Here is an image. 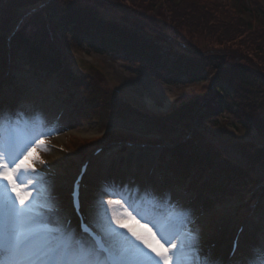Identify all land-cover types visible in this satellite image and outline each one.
<instances>
[{"label":"rangeland","instance_id":"obj_1","mask_svg":"<svg viewBox=\"0 0 264 264\" xmlns=\"http://www.w3.org/2000/svg\"><path fill=\"white\" fill-rule=\"evenodd\" d=\"M92 1L96 2L94 5L99 8L103 19L152 36L163 49L162 55L170 50L188 62H199L201 72L206 73L205 81L190 82L184 77L171 80L163 72L164 68H155L157 71L147 65L143 68L137 60L131 62L122 55L88 49L75 42L70 34L55 32L66 52V64L76 75L84 78L90 92L96 89L99 94L108 95L111 102L94 107V112L83 119L64 104L65 95L53 78L40 86L30 78H18V72L24 66L9 65L10 78L16 81L17 88L8 86L0 91V107L4 106L13 113L3 121L2 131L5 151L19 158H23L25 152L29 153L28 162L39 173L37 176L29 172L21 177L28 185L26 190H32L30 180L37 181V194L40 201L45 202L43 188L49 183L54 185L62 214L69 218L67 192L70 182L79 166L88 161L89 174L84 181L87 189L82 197L89 217L94 202L105 191L117 195H104V201H121L118 206L105 203L109 219L116 215L128 226L133 227L134 224V227L141 228L146 224L151 229L155 223L153 231L157 238L160 231L180 238L193 232L198 234L200 246L205 251L219 229L225 230L221 231L225 238L235 226L244 225L241 248L246 250L257 243L264 237V170L251 165L244 155L264 148V136L236 120L242 116L237 110L232 116L228 115V110L217 117L205 116V112L198 113V110L209 102L210 94L219 87L215 79L225 64L237 62V67L244 65L249 71L264 75V0H200V8L205 12L193 9L192 3L197 0H172L170 4L163 0H104L108 4L98 0H32L31 5L25 6L19 0H11L8 6L6 1L0 0V6L5 3L3 10L8 12V26L17 28L26 23L31 25L32 32L39 34L50 28L56 19L53 15L60 8H90ZM188 9L193 11L192 15ZM218 18L222 24L220 27L209 25V21ZM201 20L204 22L201 24L207 23L208 28L198 26ZM53 49L57 52L59 46L55 43ZM59 54L65 60L61 52ZM224 82V86L236 91L231 95L223 92L227 101L241 105L248 99V91L235 75L227 77ZM75 93L77 96L84 94L83 91ZM204 96L207 99L202 101ZM250 100L254 103L248 116L264 118V89L253 90ZM189 102L201 104L195 112L200 119L192 122V130L197 134L194 139L199 141L198 145L204 149L209 161H223L231 170L245 171L236 184L231 182V185H223L219 189V198L215 201L222 205L213 211L200 210L203 208L199 200L202 195L190 191L192 196H188L189 193L171 190L166 186L165 176L161 175L163 180L160 181L155 171L158 153L154 145L175 144L177 140H183L184 135L173 124L167 125L168 129L161 124L155 128L153 124L156 118L164 123L165 115ZM116 103L124 108L122 112L111 110ZM143 117L149 125L139 123ZM10 130L16 133L15 149L8 147ZM126 135L136 137L140 144L145 145L130 144L123 150L122 146L110 143ZM41 140L42 144L39 143ZM100 148L102 152L93 156ZM233 190L235 193L231 195ZM258 196L259 201L256 199ZM128 213L135 216V220L127 219ZM119 231L126 233V229ZM145 234L155 246L151 235ZM228 245L229 242L225 241L221 244L217 252L219 259ZM196 259L195 246L177 253L178 264H188ZM256 264H264V255L256 257Z\"/></svg>","mask_w":264,"mask_h":264},{"label":"trees","instance_id":"obj_2","mask_svg":"<svg viewBox=\"0 0 264 264\" xmlns=\"http://www.w3.org/2000/svg\"><path fill=\"white\" fill-rule=\"evenodd\" d=\"M4 1L7 2L8 6L11 0ZM19 1L21 5L25 6L26 4L31 5L32 0ZM98 1L106 3L104 0ZM163 1L167 4L172 2V0ZM95 3L92 1L90 8L84 7L80 9L75 6L60 8L53 15L54 18L56 17L54 21L57 24H54L55 22L52 21L50 28L44 33L40 32L39 34L32 32L31 25L26 23L22 25L17 24V28L8 26V12L3 10L5 3L0 6L2 15L0 18V81H2L1 78L6 72L7 65L13 62L14 65L21 64L25 67L20 73L18 72L19 78H30L37 84H45L51 78L55 79L57 87L65 95L63 102L71 107L76 116L84 119L86 116L91 115L96 107L104 105V103L105 105L109 104L111 101L108 95H101L96 89L93 92L94 94L90 92V89L83 81L84 78L76 75L71 67L66 64V61H68L66 59V52L60 46V41L56 39L55 32L70 34L75 42L84 44L88 49L100 50V52L110 53L115 56L122 55L131 62L137 60L139 61L137 62L138 65L143 68L145 65L154 71H157L155 68H164L165 71L163 72L167 73L168 78L171 77L169 79L184 77L190 82L205 81L204 74L206 73L203 74L201 72L202 67L199 62L193 64L189 61L192 63L190 64L187 60L176 56L170 50H168L169 53L166 51V56L162 55L163 49L158 45L157 41L154 42L155 40L152 36L139 33L132 27H126L117 22L103 19L100 16L99 8L94 5ZM201 6L204 7L202 4ZM192 7L193 9L205 12L200 8V0L192 3ZM43 11L45 12V10ZM188 11L190 15L193 14L191 9H188ZM189 12H187L188 15ZM201 16L200 14L199 17ZM201 23H204L203 20L200 21L198 26L208 28L207 23ZM208 23L210 26L220 27L222 25L219 18L211 20ZM55 43L59 46L57 52H54L53 49V44ZM60 52L65 57V60L62 59L59 54ZM203 66H206V63ZM220 69L217 75L218 78L215 79L219 87L214 93L210 94L211 99L200 110L198 108L201 104L197 102L181 104L168 115H165L164 123L161 122L160 118H156L153 124L155 128L161 124V127L164 125L167 129V125L173 124L184 135L183 140H177L173 144L174 147L167 151L169 158L168 167L174 184L178 187H183L185 181L195 175L196 179H200L205 174V179H207L205 186L208 194L205 209L212 207L213 200L219 198L218 192L219 189L223 188V185H231V182H235L236 184L245 171L231 170L226 162H206L204 149L198 145L199 141L194 139V135L196 136L197 134L192 130V122L194 123L197 118L200 119V115L195 112L197 110L198 113L203 111L205 112L203 114L205 116L217 117L219 113L228 110H230L228 111V115L232 116L233 112L237 110L242 116L236 117V120L242 121V124L248 125L247 128L253 129L256 133L264 136V118L256 116L251 118L248 116L249 108L254 103L250 100V94L255 89H264V75L251 72L244 65L237 67V62L227 63L225 66L220 67ZM232 75H235L241 81L240 85L248 91L246 94L248 99L242 101L241 105L236 101H227L223 96V92H227L229 95L232 93L236 94L235 90L224 86V84L226 85L224 80H227V77H231ZM1 84H8L9 86L14 84L15 86L16 81L6 78ZM97 88L100 91L103 90L100 87ZM80 91H83L84 94L77 96L75 92ZM206 99L207 96L202 97V101ZM123 109L120 103H116L115 106H112L111 110L122 112ZM195 114L196 117L194 116ZM168 117L172 119L170 120ZM139 123L149 125L146 123L145 117L139 120ZM123 139L125 141L128 139L131 142L137 141L136 137L131 136H128V138L124 137ZM244 156L251 165L262 167L264 170V148L257 149L251 154ZM166 158V156H162V160L160 161L164 163Z\"/></svg>","mask_w":264,"mask_h":264},{"label":"snow or ice","instance_id":"obj_3","mask_svg":"<svg viewBox=\"0 0 264 264\" xmlns=\"http://www.w3.org/2000/svg\"><path fill=\"white\" fill-rule=\"evenodd\" d=\"M12 115L0 107V264H178L177 253L194 246L197 259L188 264H215L203 252L196 233L189 232L180 238L160 231L157 238L149 228L147 232L151 234V241L159 245L157 248L144 232L128 226L124 219L116 215L109 219L105 203L118 206L121 201H104L103 196L117 193L102 191L94 202L90 219L85 220L80 211L77 184L71 204L81 219L75 226L62 214L54 185L49 183L43 188L45 202H41L37 181L30 180L32 190H26L28 185L21 180L29 172L39 175L28 162L30 154L25 152L19 158L5 151L2 124ZM126 218L135 220L131 213ZM119 229H126L127 234ZM234 250L240 251L239 242ZM258 255H264V237L241 252V264H256Z\"/></svg>","mask_w":264,"mask_h":264},{"label":"bare ground","instance_id":"obj_4","mask_svg":"<svg viewBox=\"0 0 264 264\" xmlns=\"http://www.w3.org/2000/svg\"><path fill=\"white\" fill-rule=\"evenodd\" d=\"M115 185H117V183L115 184ZM76 224L74 223V226H75ZM133 227H134V224H133ZM136 230H138V231H142V232H144V230L142 229V228H140L139 226L137 227V226H135L134 227ZM217 243H218V241H216ZM157 246H159V245H156L155 244V247H157ZM158 248V247H157ZM146 251V250H145ZM208 256H212L213 254L211 253V252H208V254H207ZM214 260V259H213Z\"/></svg>","mask_w":264,"mask_h":264}]
</instances>
